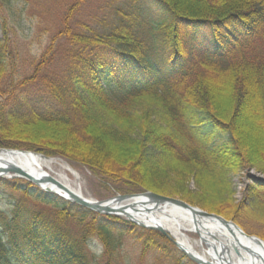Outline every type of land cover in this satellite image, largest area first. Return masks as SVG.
I'll return each instance as SVG.
<instances>
[{
  "label": "trees",
  "instance_id": "1",
  "mask_svg": "<svg viewBox=\"0 0 264 264\" xmlns=\"http://www.w3.org/2000/svg\"><path fill=\"white\" fill-rule=\"evenodd\" d=\"M4 6L12 2L0 0L8 31ZM63 28L55 50L6 87L15 49L0 40V146L86 167L110 196L179 195L248 227L242 218L248 206L224 200L215 188L234 170L264 174V47L217 75L188 77L197 59L224 62L251 41H264V0H109L88 20ZM148 92L159 114L134 115L129 103ZM192 177L198 190L186 192ZM251 184L247 192H264V180ZM125 235L142 244V253L197 264L160 241L167 237L158 231L25 179L0 177V264H94L92 240L109 254Z\"/></svg>",
  "mask_w": 264,
  "mask_h": 264
},
{
  "label": "rangeland",
  "instance_id": "2",
  "mask_svg": "<svg viewBox=\"0 0 264 264\" xmlns=\"http://www.w3.org/2000/svg\"><path fill=\"white\" fill-rule=\"evenodd\" d=\"M10 1L13 7L4 6L1 8V13L8 19L7 26H9V28L8 31L4 30L0 16V40L9 41L14 46L13 49H15V54L11 61L12 65H10V71L6 74L3 87H6L11 79L16 81V79L19 78L20 80L26 78L36 69L44 53H51L53 47L55 50V47L61 42V38H58L59 30H63V27L67 26L75 19L88 20L92 14H97L99 12L101 6H105L107 2H109V0ZM263 44L264 41L262 39L253 40L235 54L229 55L224 62L197 59V67L190 74L188 80L189 82L193 81L197 78L198 73L201 74L200 76H214L222 72V70L227 69L230 63L233 64L243 59H251L256 52H259L264 47ZM53 55L54 54H52V56ZM52 64L55 65V67L58 66L55 60H52ZM155 100L156 98L153 92H148L144 97L136 98L133 102H130L128 108L134 115L148 111L155 117L161 110L159 103H156L157 100L156 102ZM255 141V144L259 145V141ZM0 148L4 147L0 146ZM9 149L36 152L24 148ZM52 157L65 160L64 158L62 159L56 156ZM69 163L81 174L82 191L85 196L92 197L96 201H106L112 198L109 188L105 187L97 177L95 178L90 170L76 163ZM225 175L227 176L224 180V184L217 185L220 191L215 188L216 194H218L217 196L220 197L221 195L224 200L230 197L235 205L241 202L245 203V206L248 207L246 209L247 212L243 213L242 218L243 222L246 223L248 227L242 228L240 226V228H242L247 235L249 234L257 238L260 237L264 241V192L260 193V195H254L251 191L247 192V188H249L250 184L254 183L253 179L256 177L264 178V174L253 168L245 167ZM185 184L187 187L186 192H197L198 187L193 177ZM171 196L181 200L183 199L179 195ZM195 206L200 207L199 205ZM119 217L121 220H126L123 216ZM71 232L76 235L80 234L79 230L74 228H71ZM189 235L192 240L199 238L196 233H189ZM158 239L160 240V238ZM165 240L161 239L160 241L165 242L170 248H173V250L180 251L172 241L166 238ZM117 243L119 244L117 245L118 247L108 254L105 244L101 240H92L90 242L91 247L89 254L92 256L94 264H105L106 262L110 264H172L166 259L159 257L157 253H142V244L131 236H122L118 239ZM199 250L201 251V248H199Z\"/></svg>",
  "mask_w": 264,
  "mask_h": 264
},
{
  "label": "bare ground",
  "instance_id": "3",
  "mask_svg": "<svg viewBox=\"0 0 264 264\" xmlns=\"http://www.w3.org/2000/svg\"><path fill=\"white\" fill-rule=\"evenodd\" d=\"M246 136L250 132L245 129ZM11 163L16 167L23 168L35 177L42 175L54 178L65 186L70 192L78 194L84 199L96 201L92 197L85 196L82 191L81 174L74 169L66 160L36 155L24 152L0 151V164ZM44 186L61 195L68 194L55 184L44 183ZM141 198H129L120 201H107L105 206L127 207L131 219L145 225H161L169 232L179 245L203 261H211L214 264H264V250L261 246L239 233L236 229L225 228L220 222H207L196 224L191 215L185 212L167 208L166 213L149 214L140 210H131L130 206L140 205ZM122 216L126 217L125 214ZM189 233H196L198 239L192 240ZM201 248V251L199 250ZM222 257V259L220 258Z\"/></svg>",
  "mask_w": 264,
  "mask_h": 264
},
{
  "label": "water",
  "instance_id": "4",
  "mask_svg": "<svg viewBox=\"0 0 264 264\" xmlns=\"http://www.w3.org/2000/svg\"><path fill=\"white\" fill-rule=\"evenodd\" d=\"M0 151H4V152H24V153H33L38 155V153L36 152H27V151H23V150H14V149H5V148H0ZM0 176L1 177H5V178H24L26 180H28L29 182H33L35 184H37L42 190L44 189L46 192L52 193V194H56L59 197H61L64 200H67L69 202L72 203H77L83 207H87L95 212H100L103 214H112V215H116V216H122L123 214L126 215V219L128 221H132L134 222L129 214V211L127 207H112V206H105L104 203L111 200V201H120V200H127L129 198H141L140 200V205H132L130 206L131 210L139 212L140 210H143L144 212H147L149 214H156V213H166L167 212V208H171L173 210L176 211H181V212H185L191 215L192 219H194V222L196 224H200V223H204L205 221L207 222H220L225 228H230L232 229H236L239 231V233H241L243 236L247 237V238H251L252 240H254L258 246H261V248H263L264 250V241L259 237H255L252 235H247L245 233V231L240 228V226L238 224H236L234 221L229 220L227 218L222 217L221 215L217 214V213H211L207 210H203L197 206H192L191 204H189L188 202L184 201L183 199H178L175 197H169L166 195H160L157 194L155 192H144V193H139V194H118V196L107 199L106 201H90L87 199H84L83 197H81L78 194H74L73 192H70L65 186H63L62 184H60L59 182H57L54 178H51L49 176H45L42 175L40 177H35L32 173H28L27 171H25L23 168H19L16 167L15 165L11 164V163H7L6 165L4 163L0 164ZM44 183L47 184H55L56 186H59V188L63 191H65L68 196H63L60 193H57L56 191H52L48 188H46L44 186ZM136 223V222H134ZM138 224V223H136ZM140 227H144L148 230H155L160 232L161 234L163 233L169 240L174 241V243L176 244V246L180 249L181 252H183L184 254H186L188 256V258L193 261V262H197L198 264H214L211 261H203L202 259L197 258V256H194L193 254H191L189 251H186L185 249H183L178 241L174 240L173 237L169 234L168 231H166L164 229V227H162L161 225H145L143 223L138 224ZM222 259V257H220ZM222 262H217L216 264H221Z\"/></svg>",
  "mask_w": 264,
  "mask_h": 264
}]
</instances>
